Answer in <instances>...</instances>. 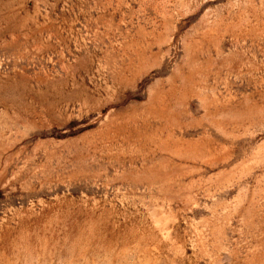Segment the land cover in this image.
<instances>
[{"label":"rangeland","instance_id":"obj_1","mask_svg":"<svg viewBox=\"0 0 264 264\" xmlns=\"http://www.w3.org/2000/svg\"><path fill=\"white\" fill-rule=\"evenodd\" d=\"M0 264H264V0H0Z\"/></svg>","mask_w":264,"mask_h":264}]
</instances>
